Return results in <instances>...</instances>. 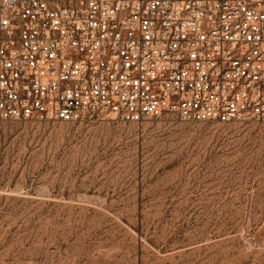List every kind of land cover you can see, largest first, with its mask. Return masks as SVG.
<instances>
[{"label": "rangeland", "instance_id": "rangeland-1", "mask_svg": "<svg viewBox=\"0 0 264 264\" xmlns=\"http://www.w3.org/2000/svg\"><path fill=\"white\" fill-rule=\"evenodd\" d=\"M0 264H264V121L0 120Z\"/></svg>", "mask_w": 264, "mask_h": 264}, {"label": "built area", "instance_id": "built-area-1", "mask_svg": "<svg viewBox=\"0 0 264 264\" xmlns=\"http://www.w3.org/2000/svg\"><path fill=\"white\" fill-rule=\"evenodd\" d=\"M264 121V0H0V120Z\"/></svg>", "mask_w": 264, "mask_h": 264}]
</instances>
